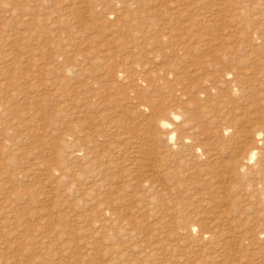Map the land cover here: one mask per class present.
Wrapping results in <instances>:
<instances>
[{
  "label": "rangeland",
  "instance_id": "374dc122",
  "mask_svg": "<svg viewBox=\"0 0 264 264\" xmlns=\"http://www.w3.org/2000/svg\"><path fill=\"white\" fill-rule=\"evenodd\" d=\"M132 1L0 0V264H264V0Z\"/></svg>",
  "mask_w": 264,
  "mask_h": 264
},
{
  "label": "bare ground",
  "instance_id": "6f19581e",
  "mask_svg": "<svg viewBox=\"0 0 264 264\" xmlns=\"http://www.w3.org/2000/svg\"><path fill=\"white\" fill-rule=\"evenodd\" d=\"M117 1V0H116ZM134 1V0H133ZM132 1V2H133ZM117 3V2H116ZM131 3V2H130ZM134 3H135V1H134ZM84 4H86V2L84 3ZM83 4V5H84ZM5 5V4H4ZM85 6V5H84ZM117 9V8H116ZM118 11V10H117ZM1 29V28H0ZM167 38V37H166ZM160 39H161V37H160ZM160 39H159V41H160ZM165 41H167V40H165ZM168 42V41H167ZM166 42V43H167ZM167 46V45H166ZM170 46V45H169ZM19 67H20V65H18ZM73 67H74V65H73ZM75 68V67H74ZM16 69V68H15ZM79 69V68H78ZM17 70V69H16ZM76 70V69H75ZM70 71V70H69ZM71 73H72V71H71ZM75 73V72H74ZM3 85V84H2ZM242 90H243V88H242ZM229 92V91H228ZM215 94V93H214ZM230 94V93H229ZM216 97V96H215ZM229 97H231L230 95H229ZM221 103V102H220ZM1 106V105H0ZM217 106H218V104H217ZM1 108V107H0ZM4 109L6 108V107H3ZM7 109V108H6ZM0 111H2V110H0ZM4 112V111H3ZM1 114V113H0ZM6 114V113H5ZM3 114H1V116H2ZM7 115V114H6ZM0 116V117H1ZM172 117H176L175 116V114H173V115H171ZM4 117H5V115H4ZM7 118V117H6ZM2 119H3V117H2ZM1 120V119H0ZM8 120V119H7ZM3 121H5V118H4V120ZM6 122H8V121H6ZM2 124V123H1ZM157 125H158V127L160 128V129H163V130H167V128H168V122H167V118H162V119H160L159 121H158V123H157ZM227 126V125H226ZM226 126H224V127H226ZM175 127H176V125H175ZM183 127H185V126H183ZM223 127V126H222ZM223 127V128H224ZM228 127V126H227ZM260 127V126H259ZM259 127H257V128H255L253 131H250L251 132V136H252V138H253V140L252 141H254V140H256V137H260V135H261V132L263 131L264 132V130L263 129H261V128H259ZM264 127V126H263ZM177 128H178V126H177ZM229 129V128H228ZM169 130V129H168ZM181 130V129H180ZM224 130H227V128H225ZM223 130V131H224ZM171 131V130H170ZM250 132H249V134H250ZM262 132V133H263ZM166 133H167V131H166ZM243 134H245V132L243 133ZM185 135V134H184ZM250 136V137H251ZM188 137L189 136H180L178 139H179V141L178 142H180V143H178V144H180V146L182 145V147H185V149L187 148V146H189V145H186L187 144V142H189V140L191 141V139H188ZM236 137V136H235ZM246 137H247V135H246ZM238 139L240 138V137H237ZM263 138H264V136H263ZM87 139V138H86ZM166 139L168 140V142H172L173 140H174V131L172 130V133L170 132H168L167 133V135H166ZM250 140V139H249ZM259 139H257V141H258ZM91 141V140H90ZM94 141V140H93ZM82 142V141H81ZM80 142V143H81ZM84 142V141H83ZM82 142V143H83ZM86 142V141H85ZM84 142V143H85ZM177 142V141H176ZM255 142V141H254ZM260 142V141H259ZM6 143V142H5ZM91 143V142H90ZM263 143V142H262ZM9 144V143H8ZM175 144V143H174ZM177 144V143H176ZM175 144V145H176ZM255 144H256V142H255ZM258 144V143H257ZM76 145V144H75ZM74 145V146H75ZM93 145H94V143H93ZM250 145V144H249ZM252 145V144H251ZM263 145H264V143H263ZM80 146V145H79ZM82 146H83V144H82ZM91 146H92V143H91ZM172 146V145H171ZM179 146V147H180ZM84 147H85V145H84ZM178 147V146H177ZM248 147V146H247ZM260 149H261V147H263V146H258ZM76 148H77V145H76ZM75 148V149H76ZM78 148H81V146L80 147H78ZM89 148H93V147H89ZM259 148L257 149V145H253L251 148H248V149H246V150H244V151H242V154H240V157H238L240 160H238L237 161V163H238V166L240 167V168H244L245 167V169L247 170V166L249 165H247V163H248V161L249 160H251L253 157H254V155L256 154V150H257V152H259L258 150H259ZM264 148V147H263ZM77 151H78V149H76ZM85 151H86V148L84 149ZM90 150H92L93 151V149H90ZM75 151V150H74ZM81 151V150H80ZM83 151V150H82ZM72 152V151H71ZM71 152H70V154H71ZM84 152V151H83ZM77 152H75V153H72V156H69L71 159H74L75 158V160H77L76 159V157H77V154H76ZM263 153V152H262ZM87 154V153H86ZM85 153H84V155H86ZM92 154H94V153H92ZM258 154V153H257ZM89 155V154H88ZM95 155V154H94ZM237 155V154H236ZM89 156H91V154L89 155ZM96 156V155H95ZM199 156V155H198ZM258 156H260V154L258 155ZM262 156V155H261ZM260 156V157H261ZM86 157V156H85ZM257 157V156H256ZM147 160V159H146ZM257 160V159H256ZM71 161H73V160H71ZM258 161H259V159H258ZM254 162V161H253ZM257 162V161H256ZM256 162H254V164H255V166H256ZM97 164V163H96ZM224 164V163H223ZM251 164H253V163H251ZM250 164V165H251ZM257 164H259V163H257ZM246 165V166H245ZM223 166H225V164L223 165ZM259 166V165H258ZM105 167V166H104ZM226 167V166H225ZM223 168V167H222ZM249 168V167H248ZM250 168H252V167H250ZM102 169V168H101ZM225 169V168H224ZM245 169H243L244 171H245ZM261 170V169H260ZM222 171V170H221ZM223 171H225V170H223ZM219 173H220V171H218ZM262 172V171H261ZM259 173L260 175L261 174H264V172H262V173ZM224 173V172H223ZM223 173H222V175H223ZM244 174H245V172H243ZM247 173V172H246ZM164 174H167V173H165L164 172ZM152 175V174H151ZM225 175H227V173L225 174ZM224 175V176H225ZM259 175V176H260ZM28 176V175H27ZM165 176V175H164ZM220 176V175H219ZM259 176H257V177H259ZM262 176V175H261ZM94 177H96V176H94ZM263 177V176H262ZM97 178H98V176H97ZM148 178V177H147ZM153 178V177H152ZM261 178V177H260ZM96 179V178H95ZM259 179V178H258ZM99 180V179H98ZM148 180V179H147ZM96 181V180H95ZM150 181V180H149ZM248 181V180H247ZM92 182H94V181H92ZM94 184V183H93ZM97 186V185H96ZM254 190H255V188H253ZM246 190V189H245ZM251 192H252V189L250 190ZM258 191V190H257ZM246 192V191H245ZM253 193V192H252ZM257 193V192H256ZM256 193H255V195H256ZM166 195V194H165ZM254 195V193L252 194V196ZM263 198V197H262ZM260 199V198H259ZM260 202V201H259ZM104 210V209H103ZM108 210V209H107ZM111 210V209H110ZM105 212V211H104ZM111 212V211H110ZM112 213H114V212H112ZM112 217H113V215H112ZM116 218H118V217H116ZM117 221V220H116ZM126 225V224H125ZM129 225V224H128ZM124 227V226H123ZM2 230V229H1ZM123 231H124V229H123ZM259 232V231H258ZM261 232H264V230H262V231H260V233ZM70 236V235H69ZM70 238V237H69ZM68 239V238H67ZM61 240H65V237H61ZM70 241V240H69ZM64 242V241H63ZM71 244H72V241H71ZM65 247V246H64ZM63 247V248H64ZM66 248V247H65ZM40 255V254H39ZM54 255H56V254H53V256ZM50 256V255H49ZM52 257V256H51ZM58 258L60 257V256H57ZM56 257V258H57ZM38 258H40V256L38 257ZM52 259V258H51ZM54 259V258H53ZM35 260V261H34ZM59 261V260H58ZM33 262H35L36 263V258H33ZM50 262V261H49ZM61 263V262H60ZM156 263H158V262H156ZM130 264H140V262L138 263V262H134V263H130ZM142 264V263H141ZM151 264H155V263H151ZM159 264V263H158Z\"/></svg>",
  "mask_w": 264,
  "mask_h": 264
}]
</instances>
